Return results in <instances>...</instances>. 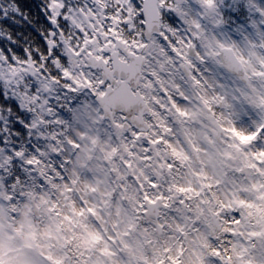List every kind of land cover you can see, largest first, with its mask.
I'll use <instances>...</instances> for the list:
<instances>
[{
    "label": "snow or ice",
    "instance_id": "1",
    "mask_svg": "<svg viewBox=\"0 0 264 264\" xmlns=\"http://www.w3.org/2000/svg\"><path fill=\"white\" fill-rule=\"evenodd\" d=\"M32 5L43 23H32ZM25 25L39 43L18 42L23 33L13 30ZM81 87L97 99L107 97L101 99L107 107L133 96L140 102V92L155 87L176 116L205 120L229 141L223 152L205 150L214 167L220 156L230 159L232 150L264 140V0H0V193L7 189L0 205L26 200L15 185L36 175L44 156L33 145L47 143L41 132L65 122L81 127V119L91 123L79 100ZM250 112L259 119H249ZM242 121H248L247 132L240 130ZM65 144L78 150L82 141ZM56 159L63 173L66 162ZM249 166H264V151L253 153ZM230 206L222 215L231 254L224 255L223 245L202 243L190 253L191 264H209L206 257L220 264H264V204L241 207L233 197ZM221 207L204 213L218 220ZM17 232L23 234L24 226L9 229L8 241L0 233V264H62L43 252H26L31 241L17 247Z\"/></svg>",
    "mask_w": 264,
    "mask_h": 264
},
{
    "label": "rangeland",
    "instance_id": "2",
    "mask_svg": "<svg viewBox=\"0 0 264 264\" xmlns=\"http://www.w3.org/2000/svg\"><path fill=\"white\" fill-rule=\"evenodd\" d=\"M80 93L91 123L81 119L82 126L77 127L65 122L63 128L50 127L39 134L47 143L33 145L44 156L33 172L39 177L49 174L50 180L39 195L30 193L25 201L17 198L15 205H0L3 238L8 241L9 229L23 225L24 233L17 232L12 242L19 247L31 241L26 252H43L62 264H162L154 257L167 248L173 261L191 264L190 253L202 243L223 245L224 255H230L232 238L223 235L229 225L222 214L232 210L233 197L241 207L264 204V166H249L252 154L264 151V140L232 150L230 159L220 156L209 167L205 150L223 152L229 141L218 137L205 120L176 116L155 87L142 91L151 107L147 116L151 133L129 127L121 114L111 125L95 97L83 87ZM74 103L75 99L65 104V111ZM248 116L253 122L259 119L255 112ZM239 127L247 132L248 121ZM209 137L214 143H207ZM76 138L82 141L81 148L70 150L65 141ZM57 155L66 162L61 165L63 173L56 167ZM0 196L6 197L7 191ZM152 203H157L159 220L146 216ZM217 205L222 206L221 216L214 220L204 210ZM68 234L75 237L79 254L67 252ZM206 259L220 264L215 257Z\"/></svg>",
    "mask_w": 264,
    "mask_h": 264
},
{
    "label": "water",
    "instance_id": "3",
    "mask_svg": "<svg viewBox=\"0 0 264 264\" xmlns=\"http://www.w3.org/2000/svg\"><path fill=\"white\" fill-rule=\"evenodd\" d=\"M119 79V77H117ZM130 88L136 89L137 88V82L136 81H130L129 85ZM115 88L116 85H113ZM101 99H107L101 98ZM101 99H97V103L100 105L105 119L109 120L113 125H115L114 118L117 115V113L125 114V118L127 120V124L130 126H133L140 132L146 133L150 130V125L145 121V116L151 114L150 112V106L148 102L145 100V98L142 96L140 92V102L137 101L136 97L133 96L131 98H125V100L122 103H115L112 104L111 107H107L106 105L101 103ZM157 203H153L150 207V210L146 212V215L148 217H153L157 220L160 217L159 210L157 209ZM217 228H221L218 223H215ZM158 233L160 234L161 230L160 227L157 229Z\"/></svg>",
    "mask_w": 264,
    "mask_h": 264
},
{
    "label": "trees",
    "instance_id": "4",
    "mask_svg": "<svg viewBox=\"0 0 264 264\" xmlns=\"http://www.w3.org/2000/svg\"><path fill=\"white\" fill-rule=\"evenodd\" d=\"M29 4H31V0H29ZM29 15H30V19L32 20L33 24L43 23L42 17L39 16V13H38L37 9L35 8V5H32L31 8L29 9ZM16 32L23 33V38H19V37L17 38L18 42H20L21 44H23L24 39H28V40L35 42V43L40 42L39 38L36 36V34L33 33L27 25H25L23 28L14 29L13 34H15ZM37 175H33L28 180L27 185L24 183L23 180L17 181V183L15 185L16 191L21 192V196H23V197H26L27 194H30V193H32V195H35V196L39 195L41 193L40 191H41L42 185L40 184L39 179H36V181L39 182V183H37V186H36L34 178L37 177ZM42 178H43L44 184H45V183L49 182L50 175L44 174ZM1 183L3 184L2 181H1ZM21 189H23V191H21ZM5 190L7 191V189H5ZM28 191H29V193H28ZM18 199H19L18 201L21 200L19 197H18ZM16 206H19V205H16ZM67 238H68V243L66 244L67 245L66 246L67 252L70 254H74V255L79 254V252H77V247H79V246L76 243L75 237L68 234ZM173 256H174V254L170 251L169 248H167L164 250L163 254L157 253L154 258H155L156 262H160L162 264H173V260H172ZM174 262H175V264H180V262H176V261H174Z\"/></svg>",
    "mask_w": 264,
    "mask_h": 264
},
{
    "label": "flooded vegetation",
    "instance_id": "5",
    "mask_svg": "<svg viewBox=\"0 0 264 264\" xmlns=\"http://www.w3.org/2000/svg\"><path fill=\"white\" fill-rule=\"evenodd\" d=\"M142 92V91H141ZM143 94V93H142ZM95 99H96V97H95ZM120 115V114H119ZM153 115H155L156 116V113L154 112V114ZM151 133V132H150Z\"/></svg>",
    "mask_w": 264,
    "mask_h": 264
}]
</instances>
